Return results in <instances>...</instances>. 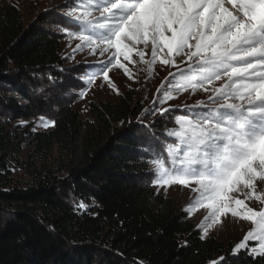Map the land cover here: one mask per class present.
Here are the masks:
<instances>
[{
    "label": "trees",
    "instance_id": "obj_1",
    "mask_svg": "<svg viewBox=\"0 0 264 264\" xmlns=\"http://www.w3.org/2000/svg\"><path fill=\"white\" fill-rule=\"evenodd\" d=\"M59 49L55 32L25 26L14 5L0 6V109L26 119L49 108L30 93L45 77L66 80ZM54 105L53 128L27 136L36 156L56 147L68 158L62 178L49 171L11 187L22 143L0 122V264H208L215 255L224 257L220 264H264V257L202 238L182 208L139 179L169 128L160 123L147 136L132 90L115 103L91 102L96 126L89 132L70 102Z\"/></svg>",
    "mask_w": 264,
    "mask_h": 264
},
{
    "label": "snow or ice",
    "instance_id": "obj_2",
    "mask_svg": "<svg viewBox=\"0 0 264 264\" xmlns=\"http://www.w3.org/2000/svg\"><path fill=\"white\" fill-rule=\"evenodd\" d=\"M63 7L67 35L79 41L73 52L87 48L105 57L84 67L87 85L102 76L116 89L109 72L122 69L132 79L122 61L134 64L135 56L150 74L157 63L175 69L154 104L184 92L207 94L215 107L185 105L191 116H178V127L167 131L175 140L167 143V156L151 159L152 182L165 190L191 188L185 210H207L198 225L204 236L229 214L250 223L232 252L255 241L250 254L264 257V0H66ZM156 110L161 117L170 112ZM39 119L43 127L55 123Z\"/></svg>",
    "mask_w": 264,
    "mask_h": 264
},
{
    "label": "rangeland",
    "instance_id": "obj_3",
    "mask_svg": "<svg viewBox=\"0 0 264 264\" xmlns=\"http://www.w3.org/2000/svg\"><path fill=\"white\" fill-rule=\"evenodd\" d=\"M65 2L66 0H0V6L12 4L19 10L25 26L38 25L50 29L59 36L60 49L58 54L62 64L60 73L63 76L67 75L66 80L61 78L63 81L59 79L60 77H45L43 80H39V82L45 84L44 87L36 88L34 89L35 91L30 93L31 96L42 99L45 103L49 104V108L46 110H39L36 114L26 119H15L14 114L0 109V122L5 125L6 130L12 135L20 137L22 143L21 153L15 160L13 159L11 161V175L9 179V185L11 187L25 188L32 180V177L39 175L42 177L49 171L54 172L56 176L61 178L67 175L66 167L68 165V158L58 148L53 147L46 157L36 156L30 145V138L27 136L28 133L47 132L53 128V125L43 127L39 118L44 117L46 120L53 121L55 112L54 102L58 98L66 99L71 103V107L78 113L79 120L82 122L85 131L89 132L96 126V122L89 111V104L91 102L115 103L127 91L132 90L135 100L142 107V114L138 118V122L148 132L147 136L149 134V138H153L151 137L153 136L151 132L154 131L155 125H160V123L166 124L168 125V130H170L178 127L175 124V119L178 116L185 114L191 116V113H188L184 107L185 105L191 106L195 105L197 101H205L207 108L215 107L211 102L207 101V94L203 92H197L195 94L184 92L178 94L176 99L168 101L164 105H160L158 102L154 104L153 102L158 96L157 88L168 77L169 71H175V69L157 63L154 66L153 72L150 74L147 70V65L139 63L138 57L135 56H133V60L137 62L134 64L122 61L129 68L132 79H129L122 69L112 68L109 72L110 79L115 83L116 89L109 87L102 76H98L94 84L87 85L83 75L84 67H87L89 62L104 60L105 57H101L99 54L95 56L90 55L87 48L80 52H73L75 45L79 41L71 39L67 35L66 18L64 17L65 9L63 7ZM81 88L86 92L83 98L80 96ZM8 97L16 100L19 105L24 104L20 96L16 93L9 92ZM177 105L179 107H176ZM161 107H169L170 112L161 117L156 110ZM207 108L203 110L206 111ZM25 129H28V131ZM168 130L163 131L161 133L162 135H160V142L155 150V154L157 153V155L167 156L165 151L167 143L175 140L174 137L167 136ZM151 159L147 163V170L139 179L150 184L156 194L172 199L182 208L203 238H215L225 245L232 244L233 248L243 239L244 235L251 228L250 223L233 218L230 214L227 218H221V222L214 224L208 230L207 236H204L203 231L198 225L207 215V210L198 209L191 214L186 212V205L190 203L195 195L191 192L190 187L186 188L180 185H173L167 187L165 190L164 187L154 184L152 182L154 177ZM248 203L254 208L260 207L256 201H248ZM256 246L257 242L249 241V247L242 250H246L249 255L257 256L250 254L249 251L251 247ZM220 257L222 256L215 255L212 260H218Z\"/></svg>",
    "mask_w": 264,
    "mask_h": 264
}]
</instances>
